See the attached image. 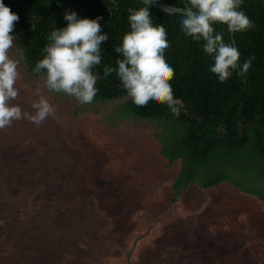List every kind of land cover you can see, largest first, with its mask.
Masks as SVG:
<instances>
[{"label": "rangeland", "instance_id": "374dc122", "mask_svg": "<svg viewBox=\"0 0 264 264\" xmlns=\"http://www.w3.org/2000/svg\"><path fill=\"white\" fill-rule=\"evenodd\" d=\"M19 96L44 95L58 119L0 129V264H264V205L223 183L174 201L172 166L147 121L109 127L115 101L85 114L30 72L14 34ZM128 254V258H127Z\"/></svg>", "mask_w": 264, "mask_h": 264}, {"label": "trees", "instance_id": "16d2710c", "mask_svg": "<svg viewBox=\"0 0 264 264\" xmlns=\"http://www.w3.org/2000/svg\"><path fill=\"white\" fill-rule=\"evenodd\" d=\"M176 7L186 0H159ZM19 16L12 35L21 33L18 48L30 72L44 58V49L53 30L67 27L65 13L75 12L80 19H96L108 40L101 45L102 61L94 69L100 79L97 95L91 104H80L75 114H85L94 106L115 101L111 113L104 115L106 124L118 128L126 119L142 120L156 127L154 136L161 154L172 166L180 162V170L172 182L174 201L198 186L204 193L223 183L245 195L258 198L264 205V0H244L241 10L254 22L255 28L232 36L225 25V42L240 51V63L254 56L246 78L233 73L226 82L209 71L212 58L203 51L204 42L194 41L182 30L181 12H167L152 7L153 24L166 29L170 49L167 62L174 68L170 82L174 97L184 103L179 117L166 104L149 101L144 107L125 99L124 90L114 71L104 77L105 66L118 68L122 56L114 48L130 31L129 9L147 6L142 0H3ZM189 6V5H188ZM34 25V26H33ZM40 75V74H38ZM55 93V92H54ZM61 98H71L55 93ZM128 258V254H127Z\"/></svg>", "mask_w": 264, "mask_h": 264}, {"label": "clouds", "instance_id": "9594fccd", "mask_svg": "<svg viewBox=\"0 0 264 264\" xmlns=\"http://www.w3.org/2000/svg\"><path fill=\"white\" fill-rule=\"evenodd\" d=\"M145 4L153 0H144ZM180 7L182 30L194 41H203V51L213 60L209 71L226 82L235 73L241 78L251 68L254 56L240 63V51L232 42H225L223 30L216 25H225L226 31L235 35L255 28L254 22L241 10L244 0H186ZM130 31L124 34L116 53L122 56L117 60L118 68L105 66L104 77L114 71L126 91L125 99L138 107L149 101L166 104L171 113L179 117L184 109L182 100L174 97L171 81L174 68L167 62L165 54L170 49L166 29L153 24L147 6L138 10L129 9ZM64 19L68 25L51 32L44 49V58L39 60L34 73L41 74L44 86L51 92L64 93L74 97L79 104H91L97 95L99 74L94 69L101 64V45L108 40L102 34L98 22L101 18L80 19L75 12H66ZM19 16L0 0V129L10 127L14 121L29 119L37 126L49 117L55 116V109L44 95L32 104L34 114H25L12 102L19 96L16 83L20 78L19 60L10 58L9 52L15 47V22ZM34 26V25H33Z\"/></svg>", "mask_w": 264, "mask_h": 264}, {"label": "water", "instance_id": "95a60500", "mask_svg": "<svg viewBox=\"0 0 264 264\" xmlns=\"http://www.w3.org/2000/svg\"><path fill=\"white\" fill-rule=\"evenodd\" d=\"M142 1H144V0H142ZM152 7H156V8L165 10L167 12H171V13L181 12L179 9L180 7H176V6H173L170 4H166V3H161V2H159V0H153V2L147 4V8H148L149 12L151 11ZM186 7H189V6L186 5Z\"/></svg>", "mask_w": 264, "mask_h": 264}]
</instances>
